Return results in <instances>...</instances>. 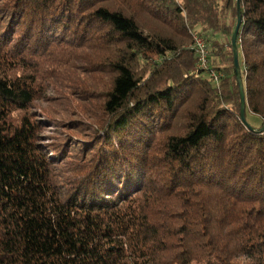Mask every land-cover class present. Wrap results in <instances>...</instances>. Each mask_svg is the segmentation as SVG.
Instances as JSON below:
<instances>
[{
  "label": "trees",
  "instance_id": "1",
  "mask_svg": "<svg viewBox=\"0 0 264 264\" xmlns=\"http://www.w3.org/2000/svg\"><path fill=\"white\" fill-rule=\"evenodd\" d=\"M240 4L254 129L237 0H0V264H264V0Z\"/></svg>",
  "mask_w": 264,
  "mask_h": 264
},
{
  "label": "rangeland",
  "instance_id": "2",
  "mask_svg": "<svg viewBox=\"0 0 264 264\" xmlns=\"http://www.w3.org/2000/svg\"><path fill=\"white\" fill-rule=\"evenodd\" d=\"M205 38L209 41L210 39H212V36L209 37L206 36ZM54 82L60 83V81H54ZM55 88L57 89V92L56 90H54ZM61 88H62L61 84H59V87L56 85V83L53 84V89L51 88L50 90V98L48 99V104H44L47 107L46 109H48L47 113L59 120L69 119L70 117H76L80 108L79 102H77L75 97H73L72 95L67 96L69 95L67 89L62 88L61 90ZM248 119L250 121H253L254 115L249 113ZM80 137L83 138L82 136ZM203 264H211V263L205 262Z\"/></svg>",
  "mask_w": 264,
  "mask_h": 264
},
{
  "label": "water",
  "instance_id": "3",
  "mask_svg": "<svg viewBox=\"0 0 264 264\" xmlns=\"http://www.w3.org/2000/svg\"><path fill=\"white\" fill-rule=\"evenodd\" d=\"M237 5H238V21L232 35V46L234 51L235 73L237 76V81L239 83L240 93H241V118L244 123L249 125L246 119V96L244 92L243 79L241 75V67L239 62V52H238V43H237L239 28L242 22V8H241L240 0H237ZM249 127L251 129H254L253 126L251 125H249ZM261 130H264V126L261 128Z\"/></svg>",
  "mask_w": 264,
  "mask_h": 264
},
{
  "label": "built area",
  "instance_id": "4",
  "mask_svg": "<svg viewBox=\"0 0 264 264\" xmlns=\"http://www.w3.org/2000/svg\"><path fill=\"white\" fill-rule=\"evenodd\" d=\"M192 47L195 48L197 54L199 55V63L200 67L204 69H208L209 66V59H208V46L206 40L198 35H194V43L192 44ZM211 76L213 78V81L218 84L220 77L222 76V73L217 72L216 70H211Z\"/></svg>",
  "mask_w": 264,
  "mask_h": 264
}]
</instances>
